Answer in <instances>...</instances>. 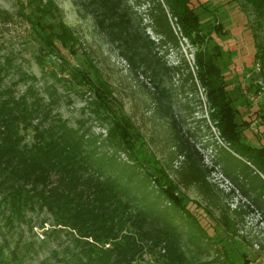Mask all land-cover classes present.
<instances>
[{
	"label": "trees",
	"instance_id": "obj_1",
	"mask_svg": "<svg viewBox=\"0 0 264 264\" xmlns=\"http://www.w3.org/2000/svg\"><path fill=\"white\" fill-rule=\"evenodd\" d=\"M240 1L248 5L258 24L264 25V0ZM136 2L147 3L145 14L162 42L178 47L182 38H186L196 46L195 73L185 58L176 65L161 63V68L167 74H184L183 80L191 81L193 89L196 82L204 89L210 121L226 145L223 150L264 169V146L249 145L241 137L236 120L238 109L228 95L217 64L219 53L208 49L209 37L202 30L200 16L191 0ZM32 3L27 18L51 62L55 58L63 60L61 48L74 54L80 45L79 38L64 22L55 0ZM82 4L109 40L126 42L130 36L134 42L136 37L129 30L131 18L123 0H87ZM36 12H40L39 16L55 17L53 23L46 25L48 33H41L36 27L39 20L35 23L31 20L30 14ZM257 48L255 59L261 61L263 70L256 72V76L264 80V42L258 43ZM134 53L135 47L130 56ZM10 63L9 58L0 63V213L6 230L2 233L0 264H23L18 254L19 241L5 255L6 234L21 223L31 227L30 215L38 212L50 216L53 232L65 229L72 235L73 247L75 251L78 249L72 254L75 264H238L233 258L237 256L234 250L231 256L222 257L225 261L219 256L199 257L208 254L211 237L163 170L158 168L161 176L145 172L148 183L151 180L156 183L155 195L143 179L133 183L130 176L123 180L120 175L102 170L92 149L88 148L90 139L80 127L71 126L66 119L53 114L51 100L46 101L33 86L16 94L11 85L3 84ZM59 66L63 69L61 63ZM90 67L91 74L75 69L70 72L71 78L92 92L93 112L100 121L109 124L108 141L131 155L143 141L139 129L125 114L123 105L113 95L111 84L91 59ZM161 107L159 103L157 108ZM28 133H31L29 139ZM173 145V154L183 157L174 169L179 183L184 187L194 186L208 204L220 210L217 222L233 227L235 217L245 212L242 205L230 212L228 205L220 204L219 190L209 181L212 168L203 163L201 155L179 131L173 134ZM222 160L226 162L225 157ZM228 172L236 181L238 175ZM246 187L247 191L253 190L251 182H246ZM247 191L243 192L247 194ZM251 202L261 210L264 220V197L255 193ZM237 257L239 264L250 262L243 252Z\"/></svg>",
	"mask_w": 264,
	"mask_h": 264
},
{
	"label": "rangeland",
	"instance_id": "obj_2",
	"mask_svg": "<svg viewBox=\"0 0 264 264\" xmlns=\"http://www.w3.org/2000/svg\"><path fill=\"white\" fill-rule=\"evenodd\" d=\"M35 1L0 0V63L6 58L11 61L3 84L11 85L16 94L33 86L46 101L51 100L52 113L66 119L71 126L80 127L90 139L88 148L92 149L102 170L120 175L123 180L130 176L133 183L143 179L152 195L156 194V183L153 180L148 183L145 172L161 176L158 168L163 170L211 237L208 254L200 255L201 259L219 256L225 261L222 257L231 256L234 250L237 256L242 252L247 254L249 264H264L263 214L251 202L255 193L264 197V169L223 150L226 145L210 121L205 91L197 82L193 89L191 81L183 80L184 74H167L161 68V63L176 65L185 58L195 73L196 46L186 38H182L178 47L162 42L145 14L147 3L123 0L131 18L129 30L136 37L133 42L129 36L125 42L109 40L98 29L94 16L82 4L87 0H55L64 22L74 30L80 45L74 54L61 48L63 60L55 58L51 62L27 18L29 5ZM191 2L200 16L202 30L209 37L208 49L219 53L217 64L228 95L238 109L236 120L240 135L247 144L262 147L264 80L256 76L258 73L254 69L259 63L263 70L255 53L258 52L257 44L264 42V25L258 24L257 17L240 0ZM39 14H30L31 20L34 23L39 20L36 27L41 33H48L46 25L53 23L55 17ZM134 47L135 53L130 56ZM90 59L111 84L113 95L142 136L138 150L131 155L108 141L109 124L100 121L93 112L92 92L71 78L70 72L75 69L91 74ZM159 103L161 108H157ZM175 131H179L198 151L203 163L212 168L209 181L219 190L220 204L228 205L230 212L242 205L245 212L235 217L233 227L227 228L217 222L220 210L208 204L194 186L184 187L179 183L174 169L179 167L183 157L173 154ZM30 136L28 133L27 139ZM228 171L238 175L236 181ZM246 182L252 183L253 190L247 191ZM30 216L31 227L21 223L14 226L12 233L6 234L5 255H9L19 241L18 254L23 264H75L72 254L78 249L75 251L73 247L72 235L65 229L53 232L52 220L46 212ZM5 231L0 213V245L4 244L2 233ZM237 256L233 258L239 264Z\"/></svg>",
	"mask_w": 264,
	"mask_h": 264
},
{
	"label": "built area",
	"instance_id": "obj_3",
	"mask_svg": "<svg viewBox=\"0 0 264 264\" xmlns=\"http://www.w3.org/2000/svg\"><path fill=\"white\" fill-rule=\"evenodd\" d=\"M260 69H261V68H260L259 63H256V65H255V69H254V70H255L256 72H259ZM258 81H259V80H258ZM260 82H261V81H260Z\"/></svg>",
	"mask_w": 264,
	"mask_h": 264
}]
</instances>
